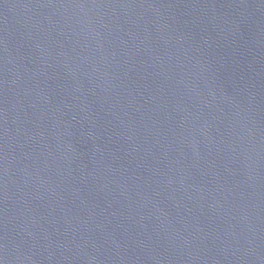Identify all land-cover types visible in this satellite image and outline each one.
Wrapping results in <instances>:
<instances>
[{"label": "water", "instance_id": "95a60500", "mask_svg": "<svg viewBox=\"0 0 264 264\" xmlns=\"http://www.w3.org/2000/svg\"><path fill=\"white\" fill-rule=\"evenodd\" d=\"M0 264H264V0H0Z\"/></svg>", "mask_w": 264, "mask_h": 264}]
</instances>
